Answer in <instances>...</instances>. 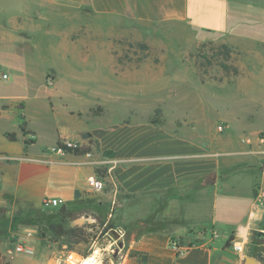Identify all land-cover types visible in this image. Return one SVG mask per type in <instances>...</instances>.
Here are the masks:
<instances>
[{
	"label": "crops",
	"instance_id": "1",
	"mask_svg": "<svg viewBox=\"0 0 264 264\" xmlns=\"http://www.w3.org/2000/svg\"><path fill=\"white\" fill-rule=\"evenodd\" d=\"M217 1L21 0L31 27L43 21L45 28L54 25L59 37L81 36L83 21L94 18L91 32L98 38L94 91L102 102L122 97L124 92L134 94L151 83L146 80V61L130 62L122 56L133 52L135 46L115 44V21L136 24L140 29L150 25L167 30L175 41L184 38L181 45L158 46L164 56L152 63L161 70L174 66L180 75L179 69L187 63L185 56L210 41L201 36L211 33V20L220 18L219 12L211 10ZM167 58L171 61H163ZM116 63L132 67L117 79L136 85L134 90L115 91ZM58 68L64 74L59 77V88L45 89L41 82L39 93L31 94L27 83L15 78L9 88L16 94L0 95V220L41 211L47 198L67 204L76 195L79 199L97 197L110 209L116 200L117 209L128 214L129 220L144 223L155 217L166 224L131 238L118 259L120 264H243V258L230 249L234 241L244 242L245 256L259 261L255 256L260 254L264 260V237L251 234V230L264 231V201L258 198L264 190V99H256L255 122H248L240 131L234 125L213 133L198 125L171 128L135 117L114 120L106 113L94 117L89 111L94 101L80 96L84 89L68 72L74 66L63 62ZM255 78L251 76L249 83L255 85ZM46 103L48 111L43 107ZM46 115L54 121L51 142H44L40 128L34 126ZM16 118L22 122H17L15 129L1 127L3 121ZM6 133H14V141ZM244 135L249 136V145L242 142ZM25 140L32 143L25 145ZM62 141L89 146L91 152L74 155L52 150ZM97 170L108 187L99 195L88 185L89 177L99 176ZM27 228L22 237L32 243L36 230ZM171 239L188 249L177 254L170 247Z\"/></svg>",
	"mask_w": 264,
	"mask_h": 264
},
{
	"label": "rangeland",
	"instance_id": "2",
	"mask_svg": "<svg viewBox=\"0 0 264 264\" xmlns=\"http://www.w3.org/2000/svg\"><path fill=\"white\" fill-rule=\"evenodd\" d=\"M211 10L219 12L220 18L211 20V33L201 36L210 41L185 56L183 61L188 64L179 69L180 75H176L178 68L175 69L174 66L161 70L154 68L152 63L164 56L157 49L158 46L184 44L183 37V40L179 37L175 41V38H170L167 30L150 25L140 29L136 24L115 21V44L135 46L133 52L122 56L130 62L146 61V80L151 83L143 85L141 91L134 94L124 92L122 97L102 102L100 98H96L97 90L94 91L97 87L94 83V76L97 74L94 45L98 41L91 32L94 30V18L89 17V20L83 21L81 36L59 37L54 25L45 28L43 21L38 20L37 25L31 27L27 23V10L21 0H0V71L8 75L6 81L0 80V95L8 97L16 94L9 88L15 78L19 83H27L31 94L39 93L41 82L45 89L59 88V77L64 74L58 66L64 62L74 66L68 72L78 80V86L84 89L79 92L82 93L80 96L94 101V108H103L107 118L159 119L162 124L171 128L198 125L201 128H211L213 133L219 132L218 127L222 125L229 127L227 130L233 125L238 131L245 130L250 122L254 123L256 120L259 104L257 100L264 99V84H261L264 78L261 76L264 74V0H220L215 5L212 4ZM53 20L56 21L57 18L54 17ZM223 42L229 49L228 59L220 46ZM163 61L171 60L167 58ZM132 70L131 66L119 67L116 63V92L123 89L134 90L137 87L128 85V80L117 79L121 74ZM254 75L256 78L252 81L255 85H252L249 78ZM92 91L94 97H90ZM47 104L43 107L48 111ZM61 110L57 108V112ZM156 111L159 113L156 114ZM46 116L36 121L34 126L40 128L44 142H51L54 121L51 116ZM16 119L12 122L8 119L3 121L1 127L7 131L15 129L17 122H22L21 119ZM244 137L249 138L244 135L242 139ZM107 188L106 185L105 189ZM101 193L94 192L96 195ZM108 208L87 210L78 219L66 223V229L83 227L85 235L82 241H78L72 234L55 236L49 232L47 225L50 219L46 215L52 216L53 210L48 208L18 213L12 219H1L0 264H63L60 259L63 247L83 256L96 251L107 264V251L111 257L110 250L115 249L109 245L113 240L112 231L124 230L125 244L128 239L145 231L166 227L165 223L156 221L155 217L144 223L137 222L136 219L129 220V215L118 210L116 204L112 210L110 205ZM104 217L105 224H102ZM93 219L96 222L90 225ZM108 222L116 229L104 232ZM26 228L36 230L32 243L22 237L28 231ZM21 245L31 248L32 254L18 253L16 248ZM116 255L115 253L114 256Z\"/></svg>",
	"mask_w": 264,
	"mask_h": 264
},
{
	"label": "built area",
	"instance_id": "3",
	"mask_svg": "<svg viewBox=\"0 0 264 264\" xmlns=\"http://www.w3.org/2000/svg\"><path fill=\"white\" fill-rule=\"evenodd\" d=\"M8 79V75L5 72L0 71V80H7ZM226 126L222 125L218 127V131L219 132H223L224 130H226ZM242 142L246 143V144H250L251 140L249 138H243ZM62 145H65L67 147H75L78 146L75 143L71 142V141H62L60 142ZM52 150L54 151H59L62 152L60 149H57L55 146H53ZM88 185L91 188V190L95 193H100L103 192L105 190V182L103 179L98 178L97 176H91L88 178ZM123 193V192H122ZM259 201H264V190L260 191L259 193ZM116 204V200H113L111 202V210L114 208V205ZM59 205H61V203L56 200V199H44L42 202V207L44 208H56ZM93 225L96 221L93 219L91 220ZM112 233H114L113 235V240L112 242H110V246H114L115 249H111L110 253L112 254L111 257L108 254L107 251V264H120V262L118 261L119 257L121 256V248H119V244L122 243V248H123V240L125 237V231L121 230V229H117L115 231H112ZM116 236V238H114ZM170 247L176 251L177 254H183L188 248H183L181 247L178 242L176 241H170ZM64 252H63V256L60 258L61 262L63 264H105V261L103 260L102 256L96 254V251L92 252V254L88 255V256H83L82 254H79L75 251L72 250H67L66 247H63ZM230 249L231 251L244 258L245 257V248H244V242L242 241H234L231 243L230 245ZM16 251L18 253H25L27 255L32 254V250L31 248H29L26 245H21L18 246L16 248ZM123 252V251H122ZM117 254L116 256H114V254ZM117 257V259H115Z\"/></svg>",
	"mask_w": 264,
	"mask_h": 264
},
{
	"label": "trees",
	"instance_id": "4",
	"mask_svg": "<svg viewBox=\"0 0 264 264\" xmlns=\"http://www.w3.org/2000/svg\"><path fill=\"white\" fill-rule=\"evenodd\" d=\"M220 46L223 49V51L225 52L226 58L228 59L229 58V49H228L227 45L221 44ZM89 111H90L91 115L94 117L102 116L105 113L104 109L101 107L92 108ZM157 113H159V112L156 111V114ZM147 123H149L151 125H161L162 124L161 120L151 119V118L147 119ZM21 131H22L23 135L26 134L23 127H21ZM86 136H88V135H86ZM6 137L10 141H14L15 134L14 133H6ZM29 142L32 143V141H28V140L24 141L25 145L29 144ZM55 147L57 149H60L64 153H69V154H74V155H84V154L91 152V148L89 146H86V147H81V146L67 147L65 145H62L60 142H58L55 145ZM96 173L98 174L99 170H97ZM98 177L102 178L100 175ZM102 207L108 208L109 206L99 203L98 200H96L95 198H93V199H79V195H76V199L73 202L66 204V211L64 213L59 212L58 211L59 208L58 209L49 208L50 211L53 210V215L52 216L46 215V217L50 219L49 223L47 225V230L55 236H64L67 234H72L76 237V239L78 241H82L83 237L85 235V230L83 229V227L66 229L65 228L66 223L78 219L87 210H91V211H93L95 209L99 210V208H102ZM107 215H106V218H107ZM98 221H100V218ZM102 222H104L102 224H105V217L103 218ZM111 229H116V227H114L110 222L106 223V228H105L104 232H107L108 230H111ZM130 239H128L127 243L123 244L122 251L125 250ZM171 240L176 241L174 239H171ZM231 241H232V238H230L228 240L227 245H230ZM255 257L262 264H264V260L261 258L260 254H256Z\"/></svg>",
	"mask_w": 264,
	"mask_h": 264
},
{
	"label": "water",
	"instance_id": "5",
	"mask_svg": "<svg viewBox=\"0 0 264 264\" xmlns=\"http://www.w3.org/2000/svg\"><path fill=\"white\" fill-rule=\"evenodd\" d=\"M58 211L64 213L66 211V204H61ZM251 234L254 237H264V231H260V230H251ZM114 238H116V236ZM119 248H122V243L119 244ZM243 264H261V263L252 257L245 256L243 258Z\"/></svg>",
	"mask_w": 264,
	"mask_h": 264
}]
</instances>
